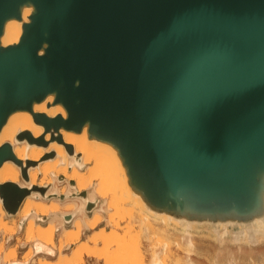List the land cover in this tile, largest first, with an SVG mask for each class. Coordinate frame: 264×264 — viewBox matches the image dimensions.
<instances>
[{
    "label": "water",
    "instance_id": "obj_1",
    "mask_svg": "<svg viewBox=\"0 0 264 264\" xmlns=\"http://www.w3.org/2000/svg\"><path fill=\"white\" fill-rule=\"evenodd\" d=\"M23 1L0 0V33ZM27 1L36 14L0 51V129L55 91L66 127L117 145L152 199L241 201L264 168V0ZM6 147L0 164L18 163ZM0 192L19 207L27 190Z\"/></svg>",
    "mask_w": 264,
    "mask_h": 264
},
{
    "label": "bare ground",
    "instance_id": "obj_2",
    "mask_svg": "<svg viewBox=\"0 0 264 264\" xmlns=\"http://www.w3.org/2000/svg\"><path fill=\"white\" fill-rule=\"evenodd\" d=\"M36 12L35 5L26 0L19 4L16 15L3 21L0 51L19 44L24 31L23 26L31 22ZM45 49L46 43H42L36 52L37 55L45 56ZM67 120V108L61 100H57L55 91H51L41 101H33L30 108L10 112L0 129V149L7 146V150L18 160V163L11 158L2 161L0 185L10 183L19 189L28 190L19 208L12 203L11 195L10 198L4 199L0 192V231H3L7 238L16 233L11 229L12 222V227L8 229V222L4 221V216L12 217L15 214L17 218L20 217L19 226L27 221V226H24L23 230L25 239L23 243L25 245L30 243L32 245L30 248L35 253L52 258L56 254L55 248L53 249L54 230L58 229L56 250L61 257H55L54 260L43 259L39 261L40 264H83L84 256L96 260L103 259L105 264H121L115 257H119V254L110 255L107 250L98 251L92 246L118 240L114 232H106L103 228L97 231L96 227L102 222L103 213L109 215L111 213L107 217L111 221L112 213L118 217V214L126 212L128 217V214L134 215V210L138 212L135 216L138 223L135 224H138L139 229L138 227L136 229L147 240L150 236L151 242L157 239L153 241L155 244L160 243L158 240L161 238L156 237L161 234L152 240L151 234L158 233L157 230L154 234L150 233L154 232V225L165 226L159 230L166 234V229L174 224L179 227L180 239L185 241L188 247L186 251L195 245L191 238V230H204L215 236L219 247L227 241L224 254L227 259L224 263L264 264V168L252 169L240 202L210 203L201 207L182 200L176 201L168 196L162 200H154L133 178L117 145L96 135L86 122L79 130L67 128L65 125ZM68 147L71 148V152L68 151ZM126 205H129V208L125 209ZM87 211H90L91 215H88ZM39 217L46 218L47 224L42 225L35 221L39 220ZM130 217L128 218L131 219ZM120 218L123 217L120 215ZM197 220L204 222L196 223ZM65 223H70V226L66 227ZM85 229L92 230V234L86 236L88 241H79L78 248L68 252V255L62 252L64 246L76 244L82 230ZM136 237H139V234H136ZM164 240L167 241V238ZM138 242L137 244L135 242V248ZM177 242L175 243L178 244ZM167 243L169 244L164 243L163 249L167 248ZM134 250L133 258L136 263L141 264V255L136 257L134 253L137 254L138 251ZM154 251L157 253L158 250ZM27 252L28 250L25 253ZM25 253L24 259L17 260L14 259L15 251L10 252L7 257L5 255L3 259L0 257V263L2 259V264H28L31 257L26 258ZM153 253L155 252H152L151 264H160L164 259H158L160 257ZM121 255L120 259H123L126 254L124 257ZM175 262L179 264L178 261Z\"/></svg>",
    "mask_w": 264,
    "mask_h": 264
},
{
    "label": "rangeland",
    "instance_id": "obj_3",
    "mask_svg": "<svg viewBox=\"0 0 264 264\" xmlns=\"http://www.w3.org/2000/svg\"><path fill=\"white\" fill-rule=\"evenodd\" d=\"M27 193H28V190H27ZM24 198H25V196H24ZM24 198L19 203V207L21 206V203L24 200ZM124 207H125V209L126 208H129V205H126ZM111 212H113V211H111ZM87 214L88 215H91V212L90 211H87ZM107 214L108 213H103V216L104 217L103 216L101 217L102 218V222L96 227V230L99 231L98 229L103 228L106 232L107 231L114 232V234H116L118 240H116L115 242H111V243L101 242V243H97L96 245H92V246H94L96 249H98V251L107 250L108 254H110V255L113 254L115 256V255H118L119 254V257L118 256H115V257H117V259H119L117 262L121 261V264H122V262L124 264H138V263L135 262V259L133 258V251L132 250H134V249L136 250V252L138 251L137 254L134 253L135 256L137 255L136 257H138V256L141 255L140 256L142 258L141 264H151L150 259H151L152 252H155L156 253V251H154V250H158L159 251V250L163 249V245H164L165 242H169V244L167 243L168 244L166 246L167 248H165L167 250L163 249V251H165L164 253H163V251H159L160 254L158 253V251H157L156 254L153 253L154 255H157L158 257H160V258L157 257L158 259H160V260H163L164 259L162 261V262H164L163 264H165V263L166 264H177V262H175V261H178L179 264H190V262H192L194 264H213V263H216V264L217 263L218 264L219 263L220 264H227L228 263L229 264V262H227V261H226L227 263H224L225 260L227 259L225 257L226 255L224 256L225 250H226L225 247L227 245V243H225V242H227V241H225L222 244V246L219 247L220 245H219L218 241L214 239L215 236H212L210 233H207L204 230H195V229L191 230V238L193 239V242L195 244V245H193V247L189 248L190 251L192 250V248H194L191 251V252H193V254H191V252L189 250H188L189 252L186 251L188 249V247L185 245V241H183V240L180 239L181 238V234L178 231V228L179 227L177 225H174L173 224L171 227H168L166 229V231H167L166 234H162L161 231L159 230V228H164L165 226L160 225V224H158V225L155 224L154 225V232H150V233H153L154 234L156 230L158 231V233L156 232L157 234L156 235L154 234L155 236L151 234L152 240H153V238H155L156 236H158V234H161V236H162V237L161 236L156 237V238H161V240H158V241H160V243L158 242V244H157V242H156V244H157L156 245L154 242L157 241V239L155 241L153 240L154 242L153 241L151 242V237L150 236H149L150 238L148 237V240L144 236H143L144 238L141 236L142 233L138 230L139 229L138 224H135V222L138 223L136 221V217H135L138 214V212H136V210H134V213H133L134 215H129L128 214V217L131 216L130 217L131 219H129L127 217L126 212H123L121 214H118V217L114 216L116 214L112 213L113 214L112 215V220L110 221V219H108L107 217H109L111 215V213H110V215L109 214L107 215ZM120 215L123 218H120ZM15 217H16L15 214L12 215V217L11 216H6V217L4 216V221L6 220V222H8V225H9L7 228L9 229V228H11L13 226V228H11V229H14V232H16V233H14L11 237L7 238L6 237L7 235L4 236L3 231H0V235H1L0 237H2V238H0V240H1L0 241L1 242L0 243V257L2 259L4 258V255L7 257L8 254H10V252L15 251V257H14V259L22 260V259H24L23 258L24 255L23 254L27 250H28V252H27V254L25 253V257L26 258H28V257L30 258L31 257L30 260L28 261L29 262L28 264H38V262L39 261H42L43 259H46V260H54L55 257L56 258L61 257V256H59L57 254V250H56L57 249L56 237L59 234V230L58 229H55L54 230V242H55V244L53 246V249L55 248L54 250L56 251V254L54 255L55 257H52L51 258V257L46 256L45 254L35 253L33 249L31 250L32 245L30 243H28L27 245H25L23 243V241L25 240L23 238V236H24L23 230H25L24 228L27 226V221H24L19 226L18 225V220L20 219V217L19 218H17V217L15 218ZM132 217H133V220H132ZM104 218H105V221H104ZM106 218L110 222L107 221ZM8 219H9V221L11 219L12 220L9 222ZM38 219L39 220H35V221H37L38 223L40 222L42 225L47 224V221H45L46 218H40L39 217ZM131 220H132V222L130 223ZM11 222H12L13 225L11 224ZM203 222L204 221L197 220L196 223H203ZM43 223H45V224H43ZM111 223L112 224L115 223L116 225H111ZM128 223H130V224H128ZM132 223H133V225H131ZM14 224H16V225H14ZM65 224H66L65 225L66 227H69L70 226V223H65ZM134 224L136 226H134ZM137 227H138V229H136ZM85 230H82V232H81V234H80V236H79L78 241H77L76 244L64 246L63 249H62V252H64V253L66 252L67 255H68L69 254L68 252H70L71 250H73L75 248H78V245H80V242L79 241H85V242H87L88 241V237L86 238V236L92 234L91 233L92 230H88V229H85ZM57 231H58V234H57ZM1 232L3 234H1ZM171 232H173V234ZM136 234H139V237H136ZM168 234H170V235H168ZM140 237H141V239H140ZM170 237H172L171 239H173V241L170 239ZM197 237L200 238V239H198ZM162 238H164V239L167 238V241H165L164 239L162 240ZM179 240L181 241V243H179L180 242ZM20 241H22V243ZM162 241H165V242H162ZM177 241H179V242H177ZM214 241H216V243H214ZM135 242H136V244L138 242V245H137L138 248L137 247L135 248V246H136ZM175 242H177L178 244H176ZM152 243H154V244H152ZM180 244H183V246H181ZM178 245H180L181 247L179 248ZM198 245H200V246H198ZM159 248H161V249H159ZM183 249H184V252H183ZM124 252H126V253H124ZM120 253H122V255ZM120 255H121V257L123 255H125V258L120 259ZM40 256L42 257V259H41ZM43 257H45V258H43ZM218 257H219V259H218ZM223 257H224V259H223ZM2 259H1V263L0 264H2V261H3ZM39 259H41V260H39ZM188 259L190 261L189 262L188 261L186 262V260H188ZM213 259L214 260L216 259L215 260L216 262H214ZM220 259H221V261H220ZM211 260H213V263H212ZM222 261H223V263H221ZM162 262L160 264H162ZM39 264H40V262H39ZM83 264H105V263H104V260L103 259L102 260H96L94 258L91 259L90 257H85L84 256L83 257ZM245 264H247V263H245Z\"/></svg>",
    "mask_w": 264,
    "mask_h": 264
}]
</instances>
